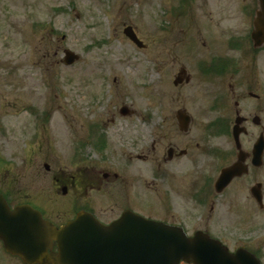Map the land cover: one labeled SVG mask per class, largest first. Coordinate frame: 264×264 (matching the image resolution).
<instances>
[{
	"label": "rangeland",
	"instance_id": "obj_1",
	"mask_svg": "<svg viewBox=\"0 0 264 264\" xmlns=\"http://www.w3.org/2000/svg\"><path fill=\"white\" fill-rule=\"evenodd\" d=\"M257 9L256 0H0V189L20 200L51 196L57 207L53 178L60 170L76 175L88 168L120 175L132 170L133 176L143 168L140 210L156 214L154 137L166 140L174 128V119L167 118L185 106L194 121L190 138L197 141L208 130L205 107L215 101L212 90L224 98L232 87L229 79L204 83L199 68L219 58L213 57L219 49L252 48ZM128 26L146 47L125 35ZM68 51L78 56L73 65L66 63ZM261 54V74L248 71L247 85L249 91L262 86L264 95ZM181 64L193 81L177 87ZM222 101L218 110L210 108V116L224 112L220 116L230 123L235 103L231 95ZM260 116L264 121V110ZM92 128L99 140L104 137L103 147L88 144ZM143 151L149 160H137ZM139 178L131 179L137 184ZM241 193L245 208L249 191ZM245 210L229 212L225 222L238 229L258 216L257 234L264 240V212ZM0 264L13 262L0 252Z\"/></svg>",
	"mask_w": 264,
	"mask_h": 264
},
{
	"label": "flooded vegetation",
	"instance_id": "obj_2",
	"mask_svg": "<svg viewBox=\"0 0 264 264\" xmlns=\"http://www.w3.org/2000/svg\"><path fill=\"white\" fill-rule=\"evenodd\" d=\"M249 40L251 41L250 36ZM232 51L235 53L230 54ZM262 51L263 46L258 47L253 43L252 48L228 46V49H219L213 56L219 58L199 68L202 74L206 75L204 83L206 80L207 83L217 79L230 80L229 85L232 87L230 95L236 109L235 113L230 115V123L222 117L225 116L224 112L220 113L222 116L217 114L216 119L210 116V108L218 110L217 105L230 96L223 98L212 90L211 98L215 96L214 103L207 108L204 105L207 110L205 118L211 122L208 130L205 133L201 132L197 141L190 138L191 126L188 130L183 122L190 114L186 106L178 107L176 114L174 113L175 117L167 118L174 119V128L171 126L169 134L165 135L166 144H163L162 138L154 137L152 170L158 181L157 185L155 184L156 200L153 198L156 214L147 215L140 210L138 198L141 189L144 191L146 189V185H142L139 178L143 168L136 170L133 176L130 173L132 170L127 171L125 175H120L117 171H93V168H88V171L77 175L60 170L53 178L55 183L53 193L57 189L60 201L57 207L52 204L51 196L43 195L37 197L38 199L27 197L20 200L14 199L2 189L0 193L7 197L12 208L24 203L38 208L44 218L50 220L56 227L68 224L83 211L94 214L101 223L107 225L122 218L127 211L137 212L156 221L180 226L189 238L203 232L211 239L222 242L230 252L236 254L237 251H241L245 256L253 254L257 261L264 264V240L258 238L257 234L262 225L260 218L256 216L253 221L245 224V227L239 226L240 232L224 220L229 212L233 216L242 214L245 209L248 215L256 214L258 211L264 212V178L259 177L264 173V149L263 151L256 149L258 140L264 135V121L260 116L264 110V95L262 86L258 91H255L254 86L249 91L247 85L248 71L252 76L261 74V71L257 70L258 67H262ZM180 67L176 73L175 86L184 87L191 84L193 77L187 67L183 64ZM240 79L246 82L244 84L248 89L240 85L241 89L238 90ZM253 82L256 83L255 80ZM251 100L253 104L248 105ZM189 116L192 125L193 117L191 114ZM97 131L96 128L89 130L88 144L93 147L104 139L100 137L99 140ZM145 152L137 156V160H149ZM237 164L239 172H234L232 177L222 175L225 170ZM47 170L50 171L51 168ZM134 176L139 178L137 184L131 179ZM250 182L252 183L249 184ZM244 188L249 191L245 196L248 204L245 208L240 205L243 199L241 191L243 192ZM39 198H43L45 203L41 204ZM257 222L259 224H256ZM241 233L246 236H242ZM252 233L257 235H250ZM57 244V241H54L48 254L58 252ZM0 252L6 254L13 264H29L21 257L9 253L1 241ZM180 264L194 262L181 261Z\"/></svg>",
	"mask_w": 264,
	"mask_h": 264
},
{
	"label": "water",
	"instance_id": "obj_3",
	"mask_svg": "<svg viewBox=\"0 0 264 264\" xmlns=\"http://www.w3.org/2000/svg\"><path fill=\"white\" fill-rule=\"evenodd\" d=\"M258 8L253 38L261 46L264 45V0H258ZM125 34L137 45L143 46L132 26L126 28ZM67 54V64H73L78 59L73 51ZM122 112L126 114V111ZM183 122L188 128L190 116ZM263 147L264 138H261L257 148L262 151ZM239 170L235 166L223 175L232 177ZM0 239L4 240L8 251L20 255L29 263L179 264L184 259L194 260L196 264H258L254 258H246L242 254L230 255L226 248L203 236L189 239L180 228L131 212H126L110 226L101 224L91 214L80 213L76 220L57 228L30 206L24 205L12 211L2 194ZM54 241L58 242L59 252L47 256L48 248Z\"/></svg>",
	"mask_w": 264,
	"mask_h": 264
}]
</instances>
